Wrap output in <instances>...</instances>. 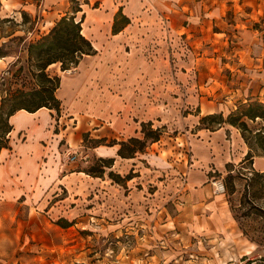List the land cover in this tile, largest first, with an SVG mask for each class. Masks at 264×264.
I'll return each instance as SVG.
<instances>
[{"label": "crops", "instance_id": "1", "mask_svg": "<svg viewBox=\"0 0 264 264\" xmlns=\"http://www.w3.org/2000/svg\"><path fill=\"white\" fill-rule=\"evenodd\" d=\"M77 1L78 10L73 0H0L1 18L37 21L38 36L73 16L95 50L60 75V113L20 109L4 119L0 245L21 216L61 229L62 218L74 227L119 217L127 231L155 232H169L170 220L180 219L190 234L255 251L215 184L229 173L239 172L240 181L264 172V152L249 156L241 127L228 120L241 104L264 103V0ZM229 42L236 45L230 53ZM186 105L194 112L185 114ZM209 115L222 120L204 125ZM143 123L180 132L121 155L122 142L144 139ZM76 151L86 160H70ZM91 158L112 162L95 175L85 169Z\"/></svg>", "mask_w": 264, "mask_h": 264}, {"label": "rangeland", "instance_id": "2", "mask_svg": "<svg viewBox=\"0 0 264 264\" xmlns=\"http://www.w3.org/2000/svg\"><path fill=\"white\" fill-rule=\"evenodd\" d=\"M230 4L229 1V6ZM227 17H235V10L229 9ZM39 29L37 21L21 23L14 18L0 17V96L6 110L15 102L25 99V93L38 87L37 61L30 57L29 46L44 36H38L37 31H41ZM235 46L229 42L225 45V51L230 53ZM5 59L10 62L7 63ZM61 69V63H57L47 70L52 76L67 74ZM232 78L229 76V80ZM253 97L255 96H251ZM250 106L263 112L264 103L258 104V99H254L253 102L238 106L233 115L247 119L242 114L247 113ZM181 110L185 114L192 113L195 107L186 105ZM233 115L228 120H233ZM216 116V120H219L220 116ZM216 120L207 118L202 123L214 127L217 125ZM246 123L247 129L241 128V131L253 149L252 154H263L264 117L252 121L247 119ZM150 129L155 130V134H160V138L167 137V134L177 136L180 132L172 124H164L159 128L146 126V130ZM154 137L151 135L147 144ZM84 139L85 144L89 145V133L84 134ZM187 153L190 154L189 151ZM91 160L90 165H93L97 159ZM233 175L237 178L239 172ZM227 176L225 174L222 180L236 222L242 233L243 229L248 233H243L247 239L245 242L258 245L248 255L244 253L249 252V249L243 247V244L221 246L217 239L190 234L186 231V224L180 219L170 220L169 232H155L154 228L127 231L122 222L119 223V217L91 221L83 219L74 227L61 229L52 223L41 222L26 215L15 221L18 228L16 233L6 235L4 242H1L0 259L10 261V264H264V176L255 171L248 174L249 178L246 180L229 181ZM231 183L235 186L234 192L231 191ZM177 210L176 205L170 210L173 217L177 215ZM138 224L141 225L142 222L138 221ZM27 225L30 228H24ZM251 237L259 242L253 241Z\"/></svg>", "mask_w": 264, "mask_h": 264}, {"label": "trees", "instance_id": "3", "mask_svg": "<svg viewBox=\"0 0 264 264\" xmlns=\"http://www.w3.org/2000/svg\"><path fill=\"white\" fill-rule=\"evenodd\" d=\"M73 2L76 4V10H78L80 8L79 1L73 0ZM43 35L44 36L40 40L36 43L30 44L29 46L30 57L37 61V77L39 78L38 87L32 89L28 93H25V99L15 102L8 110L4 108V100L2 99L3 101L0 109V148L4 145L3 138L9 131V126H7L8 124L5 123L4 120L5 117L8 118L20 109L36 111L41 107L53 108L57 110V113H60L61 101L56 96V90L60 86L61 78L59 75L52 76L47 70L48 67L54 63H61L62 70H67L73 66H77L85 54H92L95 52L91 41L82 33L81 22L75 21L73 16H63L47 34ZM263 114L264 109L263 112H258L254 107L250 106L247 113H243L242 115L255 119L257 117H264ZM233 116V120L229 121L232 124H237L239 127L246 130V121H242L240 116ZM207 118H215L216 120L217 116L209 115L202 117L201 122L204 123ZM221 120L220 116V119L216 120V122L220 123ZM146 126H150V124H142V131L145 134L144 139L132 137L128 140V142H122V147L120 149L121 155H131L134 152L143 150L148 145L147 139L151 137V135L152 137L153 135L155 136L151 141L160 139V134H155V130L153 129H150L149 131L146 130ZM248 155L250 156L252 153H249ZM111 162L112 160L109 159H97L96 162L86 170L91 174L99 175L104 172V167L109 166ZM257 174L264 176V172H257ZM234 177L236 176L229 173L226 179L229 181H235L234 179L236 178ZM115 178L120 179V176H115ZM234 188V184L231 183V191L234 192ZM56 222L62 227H69L71 225L70 222L63 218L57 220ZM243 233L245 235L248 234L244 229ZM251 239L259 242L258 239L253 237H251Z\"/></svg>", "mask_w": 264, "mask_h": 264}, {"label": "built area", "instance_id": "4", "mask_svg": "<svg viewBox=\"0 0 264 264\" xmlns=\"http://www.w3.org/2000/svg\"><path fill=\"white\" fill-rule=\"evenodd\" d=\"M86 156L82 154V152L76 151L73 153H70V160L72 161H76V160H86ZM216 186V190H218L219 192H225L226 191V187L224 185V183H219V184H215Z\"/></svg>", "mask_w": 264, "mask_h": 264}]
</instances>
